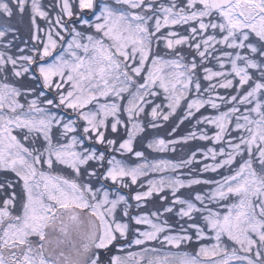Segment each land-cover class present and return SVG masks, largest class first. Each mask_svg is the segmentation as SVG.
<instances>
[{"label":"snow or ice","instance_id":"6c2138e0","mask_svg":"<svg viewBox=\"0 0 264 264\" xmlns=\"http://www.w3.org/2000/svg\"><path fill=\"white\" fill-rule=\"evenodd\" d=\"M0 264H264V0H0Z\"/></svg>","mask_w":264,"mask_h":264}]
</instances>
